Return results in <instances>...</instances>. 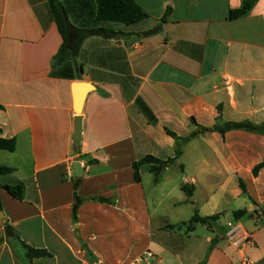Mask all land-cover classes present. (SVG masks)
Here are the masks:
<instances>
[{
  "label": "crops",
  "instance_id": "1",
  "mask_svg": "<svg viewBox=\"0 0 264 264\" xmlns=\"http://www.w3.org/2000/svg\"><path fill=\"white\" fill-rule=\"evenodd\" d=\"M60 1L76 30L113 33L86 36L63 74L54 58L64 40L48 0H0V136L17 143L14 152L0 150V166L14 169L0 174V185H25L23 201L0 189V264H134L146 251L152 264H264V167L253 175L264 162V133L199 132L264 123V0L237 20L229 14L243 0H133L148 17L129 26L97 21L83 5L94 0ZM75 81L95 88L83 106L79 153ZM167 129L196 135L158 181L143 165L135 182L134 162L176 155ZM76 179L81 198L111 201L83 203L77 223ZM183 185L193 187L191 197ZM179 190L185 195L175 196ZM196 211L219 219L187 232L180 225ZM229 213L234 220L222 224ZM7 224L18 238L7 237ZM24 244L51 257L30 260Z\"/></svg>",
  "mask_w": 264,
  "mask_h": 264
},
{
  "label": "trees",
  "instance_id": "2",
  "mask_svg": "<svg viewBox=\"0 0 264 264\" xmlns=\"http://www.w3.org/2000/svg\"><path fill=\"white\" fill-rule=\"evenodd\" d=\"M259 0H243V4L239 9L231 10L229 14L230 20H237L242 17L247 16L254 6L257 4ZM51 12L55 21L59 27V31L63 37V46L59 53L54 58V65L61 66V73L66 74V70L70 69L72 71V61L75 60L77 52L82 45L86 36L89 35H109L113 33V31L105 28H98L92 30H76V28L70 23L68 17V11L65 5L60 0H48ZM86 8H93L95 13V17L99 22L105 23H119L123 25H133L136 24L148 16L147 14L133 1V0H94L93 4L89 2L83 3ZM72 73V72H71ZM138 107L140 111L147 117L151 124H156L157 119L151 110L141 101H137ZM0 109H3V106L0 105ZM245 130L249 132L255 133H264V123L262 124H254L251 122H225L223 124L217 123L212 128H202L199 132H218L221 135H225L226 132L231 130ZM1 132V129H0ZM167 133L178 141V147L176 150V155L173 158H169L167 160H161L152 155H147L142 159L133 163L134 170V180L137 183L142 182V176L140 173V168L143 165H150V172L155 175L156 181L159 180L162 172L169 166L173 165L182 155V146L190 139H192L196 134H193L187 138H181L177 136L176 133L167 129ZM16 140L14 138L7 139L0 136V150H5L9 152H14L16 150ZM264 167V162L257 165L253 169V175L257 176L259 171ZM14 171V169L9 167L0 166V174H10ZM80 179H76L74 183V196L75 203L73 206V219L74 222H78L77 212L79 207L85 202H101V203H110L111 201L102 197H93L89 199L81 198L78 195V187H79ZM241 187L243 191H246L245 185L241 183ZM0 189H5L8 194H10L13 198L23 201L25 199V185L22 182H19L14 185H0ZM183 191L186 193L188 197L193 195L194 189L193 187H189L188 185L182 186ZM247 214V211H237L235 213L236 218H240L243 215ZM219 219V215H213L208 217H201L198 211L195 212L193 217L186 223L180 225V227H186L187 232L192 231L197 224H205L208 225L209 228H212L214 222ZM6 234L8 238H18L15 230L6 225ZM216 239L214 240V242ZM82 243V249L86 251L87 258L91 261H94L92 253L87 248L86 244ZM26 248V256L28 259L32 260L35 258H49L51 254L47 250L42 249H34L26 244H24Z\"/></svg>",
  "mask_w": 264,
  "mask_h": 264
},
{
  "label": "water",
  "instance_id": "3",
  "mask_svg": "<svg viewBox=\"0 0 264 264\" xmlns=\"http://www.w3.org/2000/svg\"><path fill=\"white\" fill-rule=\"evenodd\" d=\"M95 88L91 83L75 81L72 83V92H73V100H74V110L77 114L76 123H75V132L73 137L74 143V152H80L81 146V133H82V112L85 100L87 95L93 91ZM78 166V167H77ZM73 169L76 177H81L83 175V170L81 169V165L79 162L73 163ZM0 218H5V213L3 211V206L0 198Z\"/></svg>",
  "mask_w": 264,
  "mask_h": 264
},
{
  "label": "rangeland",
  "instance_id": "4",
  "mask_svg": "<svg viewBox=\"0 0 264 264\" xmlns=\"http://www.w3.org/2000/svg\"><path fill=\"white\" fill-rule=\"evenodd\" d=\"M70 19V18H69ZM192 148H187V152L191 151ZM177 171V172H175ZM182 173L178 170H176V168H174V174H173V179H175L176 181H180L182 179ZM153 175H147L144 179V186L148 189V192H151V186L153 184ZM150 194V193H149ZM179 195V196H184L185 194L179 190L178 192H176L175 196ZM178 197V196H177ZM201 198V197H200ZM234 220L233 215L231 213H229L228 215H225L224 217H222V224H227V222Z\"/></svg>",
  "mask_w": 264,
  "mask_h": 264
},
{
  "label": "built area",
  "instance_id": "5",
  "mask_svg": "<svg viewBox=\"0 0 264 264\" xmlns=\"http://www.w3.org/2000/svg\"><path fill=\"white\" fill-rule=\"evenodd\" d=\"M263 221H264V218H263ZM153 258H154V255L150 251H146L134 264H152Z\"/></svg>",
  "mask_w": 264,
  "mask_h": 264
},
{
  "label": "bare ground",
  "instance_id": "6",
  "mask_svg": "<svg viewBox=\"0 0 264 264\" xmlns=\"http://www.w3.org/2000/svg\"><path fill=\"white\" fill-rule=\"evenodd\" d=\"M78 167V166H77Z\"/></svg>",
  "mask_w": 264,
  "mask_h": 264
}]
</instances>
